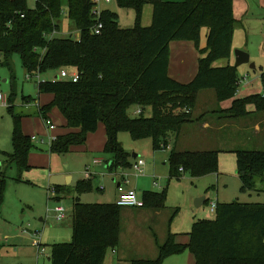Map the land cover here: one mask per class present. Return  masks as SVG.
Listing matches in <instances>:
<instances>
[{
	"label": "trees",
	"instance_id": "trees-1",
	"mask_svg": "<svg viewBox=\"0 0 264 264\" xmlns=\"http://www.w3.org/2000/svg\"><path fill=\"white\" fill-rule=\"evenodd\" d=\"M66 1L67 14L75 21L78 38L57 37L58 20ZM0 0V54L2 63L11 66L13 55L19 53L29 74L72 66L79 79L56 78L37 80L39 94H52L51 102L39 112L44 119L57 108L65 117L67 127L79 129L58 135L50 151L67 153L72 146L86 142L88 134L106 126L104 151L112 154L109 169L114 172L133 165L130 153L119 135L129 132L134 139L152 138L153 148L170 149L171 177L184 173L202 177L219 170L217 149L178 150L176 139L184 125L197 119L193 116L201 90L214 89L218 102L236 96L241 78L238 67L214 66L232 53V38L236 26L234 0H116L125 8L135 9V25L124 28L119 15L112 9L93 14L95 0ZM151 3L153 21L142 25L144 5ZM98 22L100 33L94 32ZM209 29L206 47L201 48V30ZM175 40L193 41L201 53L195 77L183 83L168 73L171 49ZM262 93L233 100L225 110L228 117L241 118L248 114V105L264 112V71L261 74ZM25 96V103L34 100ZM9 100V99H8ZM137 106L135 116L130 109ZM9 111L13 118L14 151L9 160L22 169L28 168V157L34 147L31 136L22 128L23 114L14 105ZM151 109V114L146 110ZM175 142L170 146L172 138ZM237 155V175L244 190L264 192V149L234 150ZM0 182V208L4 193ZM261 186V187H259ZM92 178L81 179L74 187L72 240L52 245L50 264H104L108 249L116 250L121 241L122 206L117 202L87 203L80 199L92 190ZM55 190L59 197L69 193L63 185ZM144 207L161 210L166 207L167 190L144 191ZM207 202V200H206ZM187 244L177 241L169 230L166 240L158 242L154 259L134 258L132 264H163L173 255L189 250L195 264H264V202L242 203L237 200L218 203L215 217L195 221Z\"/></svg>",
	"mask_w": 264,
	"mask_h": 264
},
{
	"label": "rangeland",
	"instance_id": "rangeland-1",
	"mask_svg": "<svg viewBox=\"0 0 264 264\" xmlns=\"http://www.w3.org/2000/svg\"><path fill=\"white\" fill-rule=\"evenodd\" d=\"M102 1V3L108 4V9L110 7L118 13L119 23L122 27L130 28L135 25V9L121 7L116 0ZM29 5L34 7L35 0H29ZM66 9L65 1L63 14L58 20L59 29L54 35L78 38L77 24L70 19ZM2 60L3 57L0 55V89L9 99V103L8 106L0 104V182L2 179L5 181L0 208V264H50L52 245L72 240L73 204L76 196L74 187L78 179L86 177H92L94 183L92 190L80 195L81 201L87 203L115 202L117 199L114 197L115 193L121 192L118 182L124 181L125 178L129 182L124 181L123 188L125 190L136 188L139 196H142L146 190L158 192L167 190L166 207L161 209L159 215L155 213L159 210L146 207L140 214L137 212L124 214L128 207H122L121 253L118 254V259L116 257L114 264H132L131 260L136 257L156 258L159 249L158 242L163 243L166 240L165 236L167 237L169 230L176 234L177 239L189 241V232L195 221L215 217V213L211 211V201H218L219 203L234 200L242 203L264 202V192L242 189V181L236 173L237 155L235 152L222 151L219 153V170L216 173L202 177H193L189 173H184L182 177L175 178L171 177L170 173L169 148L155 150L152 138L134 139L127 131L120 133V141L126 151L130 153V160L135 159L134 154H138L136 157H141L147 162L146 167L144 166V173L138 174L131 166L111 172L109 165L112 154L104 150L95 153H83V158L78 154V156L74 155L75 153L54 152L56 163L53 165V171H58L55 179L57 176L63 178L61 177V182L55 180L51 185L47 183L45 186L42 176L43 169L36 167L22 169L11 160L8 161L9 156L14 151L12 142L13 118L8 107L14 105L16 112L25 113V109L21 106L24 97L37 98L38 96L35 86L37 78L40 77V80L59 78L61 69L43 72L39 75L35 74L30 79L19 53L13 55L11 66L3 64ZM64 70L68 71L70 76L75 71L72 66L65 67ZM249 70L251 75L245 81L242 77L246 73L242 75V72H239L240 76L242 75L240 87H244L247 82L254 80L252 74L255 70L253 68ZM206 91L208 90L201 91L194 117H199L204 111L206 112V109H209L207 112L209 116L206 118L211 120L212 115L209 111L217 101L215 97L209 96V93H204ZM210 91L213 92V89ZM45 95L40 94L41 100H44ZM134 109H137V106L130 109L132 116H135ZM58 111L57 108H54L51 116L54 118ZM146 114H151V109H147ZM33 116H27V120H23L25 121V130L23 127V131L29 135L36 134L39 129L45 127L42 119H33L36 117ZM57 120L59 121V118ZM101 125L104 126V123ZM188 128L190 129L184 131V135L179 140L175 137L172 138L171 143H174L176 139L177 149L178 147L190 150L223 149L233 148L234 145L236 148L243 147L239 144L243 140L239 134L234 137L227 132L223 144H220V134L217 131L210 129L201 134V125L200 127L196 125ZM195 128L196 130L193 131ZM44 145L49 146V144ZM37 146L43 145L34 144L32 151H35ZM248 147H250L249 149H264V146L253 145ZM41 149L46 151L47 147L43 146ZM3 152H6V157H4ZM73 155L77 158L72 159L71 156ZM94 157L102 159L103 163L98 166L92 165V174L86 173L87 164H90ZM67 170L75 173L73 182H69L67 175H60L61 171ZM155 182H158V185ZM60 185L68 187L70 191L63 194L62 198L58 197L59 194L55 190ZM201 197H205L207 202L197 206L196 200ZM60 204L65 207L66 213L69 214L64 221L57 219L56 211L52 209ZM49 209L52 210L49 211ZM129 209L136 210L134 207ZM35 233L41 236L47 250L40 257H38L37 246L33 244ZM186 251L189 252V250ZM112 255V250L108 249L106 262L113 259ZM120 255L131 257L129 258L130 261H120Z\"/></svg>",
	"mask_w": 264,
	"mask_h": 264
},
{
	"label": "crops",
	"instance_id": "crops-1",
	"mask_svg": "<svg viewBox=\"0 0 264 264\" xmlns=\"http://www.w3.org/2000/svg\"><path fill=\"white\" fill-rule=\"evenodd\" d=\"M166 1H181V0H166ZM97 8L100 9V11L104 9H108V4L107 3H102V0L97 1ZM110 9V7H109ZM112 9V8H111ZM153 5L151 3H147L144 5L143 9V17H142V25L143 26H149L151 25L153 21ZM115 11L114 9H112ZM233 10H234V17L236 19V26L232 38V53L231 56L228 58H221L217 61L214 62V66H227L229 64L235 65L236 62V55H235V50L236 49H243L247 51L250 54V62L255 63V67L253 68L255 72H253L254 80L251 82H247V84L243 87H239V90L236 94V96L232 99H228L225 101L218 102L215 94V90L213 89V92L210 91V89H207L208 91L204 93H209V96H212V98L215 97L216 103L213 104V107L211 109V120H208L206 117H208V110L206 109V112L204 111L203 114H201L199 117H194L197 119L194 122L188 123L184 125L181 134L178 136L177 140H179L182 135H184V131L190 129L188 127L192 126L195 127L196 125H201L200 132L201 134L204 133L205 130H210L212 131H217V133L220 134V144H223V139L225 138L224 136L226 135L227 132H229L230 135L236 136L237 134L241 135L243 140L241 141L240 146L245 149H249L250 147L248 146H264V112H256L255 111V106L254 105H248V110L250 111V114L241 117V118H231L227 116V113L225 110L229 109L232 106L233 100L236 98H242L251 94H256V93H262L263 92V86L261 82V74L264 71V0H234L233 2ZM209 33V29L207 27H203L201 30V48L206 47L207 45V36ZM80 36V32H79ZM170 49H171V55H170V62H169V67H168V73L169 75L183 83H187L191 81L195 75L198 72V62L199 58L201 57V53L197 49L195 43L190 40H175L172 41L170 44ZM1 55V54H0ZM1 57H3L1 55ZM250 64H243L238 66V74L239 77L243 74H245L242 78L245 81L247 78L251 75V72L249 69H251ZM241 69V70H240ZM240 70V71H239ZM76 70L73 72L75 73ZM242 72L241 76L240 73ZM242 82V81H241ZM241 85V83H240ZM36 90H37V85ZM203 91V90H201ZM201 91L198 94V99L195 108L193 109V116L196 107H198V101L200 99ZM213 93V94H212ZM37 98H35L32 101H29L30 103H25L26 101L23 100L22 102V107L25 109V113L19 112L23 114V119H22V128L24 127L25 130V121L27 120V116H36L33 119H42L45 127L43 129H39L36 134L29 135L31 136H39L40 138H43L45 141L40 142V141H34V144L37 145H43L47 147V150L41 149L43 146H40L35 149V151H31L28 157V163L29 167H36L38 169H43L42 171V176L44 178V185L46 186L47 183L51 185L55 180L57 182H61V177L62 176H57L56 178V173L58 171H53V165L56 163V158L54 156V152L50 151V138H56L58 135H63L72 131H78L79 129H73L67 127L66 124V119L65 117L60 113V111L57 112L56 116L54 118L51 116V112L49 113V118L54 124L55 128L51 129L49 125L46 123V119L42 117V115L39 112V108L42 105H45L53 99V95H45L44 100H41V96L37 90ZM31 97V96H30ZM206 104V103H204ZM138 109V107H137ZM136 109H134L135 112ZM135 114V113H134ZM59 118V121L57 120ZM62 127V128H61ZM204 129V130H203ZM196 128L193 130L195 131ZM198 130V129H197ZM26 134V133H25ZM204 138V137H203ZM201 139V138H200ZM107 141V134H106V126H102L101 123L99 124V127L97 131L89 133L87 140L84 144L82 145H75L72 146L70 151L64 154L68 153H75L74 155H79L83 158V153H95L97 151L104 150L105 144ZM44 144H49V146L44 145ZM173 143L170 144L172 146ZM176 146V144H175ZM239 149L236 148L234 145L233 148H223V149H217L222 151H232ZM33 150V149H32ZM178 150H190V149H184L183 147H178ZM196 150H205V149H196ZM6 152H3L4 157ZM71 156L72 159H76L77 156ZM135 159L131 160L132 163L135 162L137 158L141 157H136L138 154H134ZM95 159H99V162H94ZM103 163V160L100 158L94 157L91 160L90 164H87V167L89 166V170L86 171V173L92 174V165L98 166ZM111 163V162H110ZM147 162L145 161V167H146ZM48 172V174H47ZM145 172V168L143 167V172ZM141 173V174H142ZM237 173V172H236ZM67 175L69 182H73L75 180L74 172L73 171H61L60 175ZM92 176V175H90ZM63 178V177H62ZM92 177H86L82 179H88ZM81 179H78V181ZM114 180H116V177H114ZM125 182H129L128 179L125 178ZM124 181H119L118 182V187L122 186L123 188V182ZM120 183V184H119ZM261 187V186H259ZM129 190H136V188H128V190L123 188V191H129ZM261 190H258L260 192H263ZM121 192L115 193V198H119L121 195ZM138 197L142 199V196H139L137 193ZM59 197V195H58ZM61 198L63 196H60ZM60 199V198H58ZM115 200V202L117 201ZM206 202V199L202 201L200 206ZM212 202V201H211ZM210 202V203H211ZM218 202V201H217ZM219 203V202H218ZM61 205V204H60ZM59 206V205H57ZM124 212V214H128L130 212H137L138 214L141 213V211L145 207H134L136 210H131L129 209ZM54 209V208H52ZM51 209V210H52ZM66 211V209H65ZM156 215L161 214V210L155 212ZM69 214L66 213V216L62 219L63 221L67 218ZM169 230V228H168ZM166 235H167V229L165 230ZM34 239V238H33ZM166 239V236H165ZM178 242L187 244L189 241L184 239L185 241L181 239H177ZM113 253V259L109 260L104 264H114L116 262V257L117 259L119 258L118 254L121 253L120 250V245L116 250H112ZM129 256L126 255H120V261H130ZM137 258V257H136ZM152 259V258H150ZM164 264H195V257L191 252H183L180 254H173L169 257H167L164 262Z\"/></svg>",
	"mask_w": 264,
	"mask_h": 264
},
{
	"label": "built area",
	"instance_id": "built-area-1",
	"mask_svg": "<svg viewBox=\"0 0 264 264\" xmlns=\"http://www.w3.org/2000/svg\"><path fill=\"white\" fill-rule=\"evenodd\" d=\"M95 1L97 2L98 0H95ZM107 1H111V0H107ZM97 4H98V2H97ZM93 14L96 16L97 19L100 18L101 11L99 8H97V6L93 9ZM102 26H103V24L101 22H98L93 29L94 32L100 33ZM59 77L64 78V79H72L73 81H77L79 79V74L77 72H75L70 76L68 71L62 70L59 74ZM28 78H30V79L33 78V75L28 74ZM39 79H40V77L37 78V80H39ZM8 103H9V100H8L7 96L0 89V104L8 106ZM140 112H141V110L138 108L135 110L134 113H135V115H137ZM46 123L49 125V127L51 129L55 128V124L50 119H46ZM53 140H54V138L51 137L50 138V144L52 143ZM32 141L33 142L34 141L44 142L45 140L43 138H40L39 136L34 135V136H32ZM99 161H100L99 159L94 160V162H99ZM144 165H145V160L143 158H137L135 160V162L133 163L132 168L135 170V172H137L139 174V173L143 172ZM87 170H89V166L87 167ZM155 184L158 185V182H155ZM120 190L122 191V193L116 201L118 205H120L122 207L123 206H125V207H144L143 200L138 197L137 192L135 190L123 191L122 186H120ZM217 206H218V202L212 201L210 203L211 211L215 213ZM54 209L56 211L57 219L61 220L66 216L65 207L63 205L56 206ZM49 211H51V209H49ZM33 244L35 246H37L38 257H40L43 253H46V251H47L46 247L44 246V244L42 242V238L38 233L34 234Z\"/></svg>",
	"mask_w": 264,
	"mask_h": 264
},
{
	"label": "water",
	"instance_id": "water-1",
	"mask_svg": "<svg viewBox=\"0 0 264 264\" xmlns=\"http://www.w3.org/2000/svg\"><path fill=\"white\" fill-rule=\"evenodd\" d=\"M235 55H236V62H235V66L236 67H238L240 65H243V64H250V67H252V68L255 67V63L254 62H250V54L247 51H245L243 49H236L235 50ZM204 200H205V197L198 198L196 200V205L200 206V204Z\"/></svg>",
	"mask_w": 264,
	"mask_h": 264
}]
</instances>
